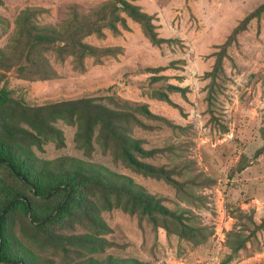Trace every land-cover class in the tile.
Segmentation results:
<instances>
[{"label": "rangeland", "instance_id": "rangeland-1", "mask_svg": "<svg viewBox=\"0 0 264 264\" xmlns=\"http://www.w3.org/2000/svg\"><path fill=\"white\" fill-rule=\"evenodd\" d=\"M107 1L0 0V53L15 57L9 71L0 70V92L10 96L0 103V123L32 131L35 138L17 142L38 159L130 177L162 207L87 188L97 224L78 213L45 226L101 241L69 251L45 240L17 208L8 218L13 257L24 256V264H264V13L233 32L264 0H130L151 15L148 28L123 12L118 32L105 27L83 38L102 50L97 55L41 47L55 70L50 79L19 64L13 47L24 12L37 26L65 29L75 13L89 15ZM73 99L125 113L118 124L136 147L125 154L102 137L100 123L81 136L78 112L70 118L52 108ZM35 107H44L58 133L31 125ZM65 193L35 199V209Z\"/></svg>", "mask_w": 264, "mask_h": 264}, {"label": "trees", "instance_id": "trees-1", "mask_svg": "<svg viewBox=\"0 0 264 264\" xmlns=\"http://www.w3.org/2000/svg\"><path fill=\"white\" fill-rule=\"evenodd\" d=\"M123 12L141 21L147 28L149 27L151 15L130 0L107 1L89 15L75 13L65 29L37 26L32 22L30 12L26 11L19 19L20 34L13 47L16 55L19 56V64L37 74L38 79H50L55 75V70L48 58L42 54L41 47L48 48L54 45L60 53L70 48L80 57L85 54L97 55L102 50L84 42L83 38L92 33L102 34L105 27L118 32L120 24H126ZM262 13H264V3L249 13L233 32L243 30L251 19ZM60 41L63 43L62 46L58 44ZM14 62L13 55L0 53V70L9 71ZM9 98V93L1 90L0 103L8 101ZM52 108L58 110L61 108L70 118L78 112L82 117L80 135L83 137L88 138L94 126L100 123L102 137L112 140L116 148L125 151L137 145L136 140L125 134L118 124L120 120L126 119L125 113L111 110L89 99L65 100L52 105ZM43 110L44 107L32 108V113L28 116L31 125L40 132L58 133V129L46 122V118L42 115ZM33 138L35 134L28 129L10 124L7 120L0 123V168L6 170L5 173H0V264H9L8 262L17 260L21 263L11 264H24L21 260L26 259L22 255L13 257L10 248L13 245V235L9 228L8 218L17 208H21L27 215L30 211L32 227L38 233H42L45 240L51 242L56 248L69 251L71 245L95 247L100 245L101 241L87 235L47 233L45 226L52 221H62L78 213L97 224L98 221L92 214L94 210L83 195L87 188L97 190L104 199L110 194L125 195L127 202L142 204L148 210L162 207L154 201L153 196L147 194L144 188L133 182L130 177H119L109 171H102L94 165H85L80 162H72L65 167L63 159L53 162L44 161L33 156L28 149L17 142ZM60 189L66 192L63 201L54 206L44 205L41 212L35 209V199L49 200L55 197ZM57 210L58 212L51 217ZM27 264L40 263L31 261ZM88 264L103 263L90 261Z\"/></svg>", "mask_w": 264, "mask_h": 264}, {"label": "water", "instance_id": "water-1", "mask_svg": "<svg viewBox=\"0 0 264 264\" xmlns=\"http://www.w3.org/2000/svg\"><path fill=\"white\" fill-rule=\"evenodd\" d=\"M60 43H61V42H60ZM62 204H63V203H62ZM62 204H61V206H62ZM8 206H10V205H8ZM7 208H8V207H7ZM7 208H6V209H7ZM29 208H30V206H29ZM6 209H5V210H6ZM57 212H58V210L55 211V212L51 215V217L54 216ZM28 215L30 216V211H29V214H28ZM8 263L11 264V263H21V262L17 260V261L8 262Z\"/></svg>", "mask_w": 264, "mask_h": 264}]
</instances>
